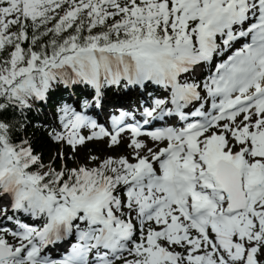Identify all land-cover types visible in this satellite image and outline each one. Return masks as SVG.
<instances>
[{"label":"snow or ice","instance_id":"snow-or-ice-1","mask_svg":"<svg viewBox=\"0 0 264 264\" xmlns=\"http://www.w3.org/2000/svg\"><path fill=\"white\" fill-rule=\"evenodd\" d=\"M122 82L164 91L105 126ZM60 83L93 91L37 121L45 162ZM0 264H264V0H0Z\"/></svg>","mask_w":264,"mask_h":264},{"label":"bare ground","instance_id":"bare-ground-1","mask_svg":"<svg viewBox=\"0 0 264 264\" xmlns=\"http://www.w3.org/2000/svg\"><path fill=\"white\" fill-rule=\"evenodd\" d=\"M225 55H227V53H226ZM223 58H226V57L224 56ZM120 87H121V85H120ZM80 93H84V92L81 91ZM29 121L31 122V124L34 123L32 119H30ZM77 155L80 157L81 160L84 159V154H82V153H78ZM69 163H70V162H69Z\"/></svg>","mask_w":264,"mask_h":264},{"label":"trees","instance_id":"trees-1","mask_svg":"<svg viewBox=\"0 0 264 264\" xmlns=\"http://www.w3.org/2000/svg\"><path fill=\"white\" fill-rule=\"evenodd\" d=\"M24 135H25V133H23V132L20 133L21 138H23ZM34 146L35 147L38 146V148H42L43 147L42 144H36L35 142H34Z\"/></svg>","mask_w":264,"mask_h":264},{"label":"rangeland","instance_id":"rangeland-1","mask_svg":"<svg viewBox=\"0 0 264 264\" xmlns=\"http://www.w3.org/2000/svg\"><path fill=\"white\" fill-rule=\"evenodd\" d=\"M105 152H108V151L106 150V151H104L103 153H105ZM53 153H54V152H53ZM103 153H102V154H103ZM112 153H113V152H112ZM113 154H114V153H113ZM51 155H52V154H51Z\"/></svg>","mask_w":264,"mask_h":264}]
</instances>
